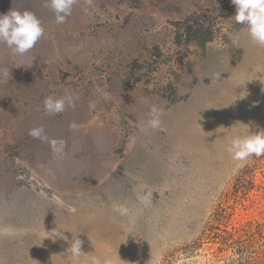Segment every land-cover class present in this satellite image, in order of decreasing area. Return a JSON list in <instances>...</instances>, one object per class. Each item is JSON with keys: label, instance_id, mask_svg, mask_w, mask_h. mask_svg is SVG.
I'll use <instances>...</instances> for the list:
<instances>
[{"label": "rangeland", "instance_id": "obj_1", "mask_svg": "<svg viewBox=\"0 0 264 264\" xmlns=\"http://www.w3.org/2000/svg\"><path fill=\"white\" fill-rule=\"evenodd\" d=\"M11 10L44 35L0 44V264H264V156L228 151L264 129V47L231 0H77L63 24L46 0Z\"/></svg>", "mask_w": 264, "mask_h": 264}, {"label": "clouds", "instance_id": "obj_2", "mask_svg": "<svg viewBox=\"0 0 264 264\" xmlns=\"http://www.w3.org/2000/svg\"><path fill=\"white\" fill-rule=\"evenodd\" d=\"M77 0H46V7H49L55 16L57 24H63L72 14ZM236 12L232 19L236 24L245 26L251 40L258 46L264 47V0H231ZM44 35V28L41 21L31 11L11 10L7 14H0V44L5 45L14 53L23 55L33 49L36 43ZM74 106L71 95L54 97L49 95L43 100V110L48 115H56L65 111L66 107ZM162 110L156 106L150 109L151 119L148 121L152 129H158L161 124ZM247 134L236 135L230 140L228 151L236 161L245 162L251 157L259 158L264 156V129L251 131L247 125ZM72 127H76L74 124ZM33 139L48 141L43 126L35 127L29 131ZM55 145L56 141H51ZM150 196V194H149ZM56 203L70 213L76 211L75 207L67 204L59 197L55 198ZM142 202L148 203L149 198H141ZM113 211L120 215H127L128 208L122 204L113 206ZM67 240V237H63ZM82 241L75 236L70 241V249L73 257L79 258ZM67 249V250H68ZM94 264H107L100 259H95Z\"/></svg>", "mask_w": 264, "mask_h": 264}]
</instances>
